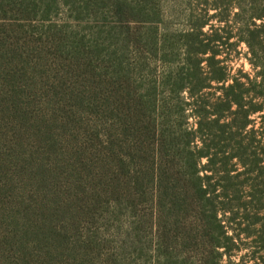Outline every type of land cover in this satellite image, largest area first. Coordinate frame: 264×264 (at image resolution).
<instances>
[{
	"label": "rangeland",
	"instance_id": "obj_1",
	"mask_svg": "<svg viewBox=\"0 0 264 264\" xmlns=\"http://www.w3.org/2000/svg\"><path fill=\"white\" fill-rule=\"evenodd\" d=\"M213 1L2 0L41 264H264V108L227 97L251 65L216 52Z\"/></svg>",
	"mask_w": 264,
	"mask_h": 264
},
{
	"label": "trees",
	"instance_id": "obj_2",
	"mask_svg": "<svg viewBox=\"0 0 264 264\" xmlns=\"http://www.w3.org/2000/svg\"><path fill=\"white\" fill-rule=\"evenodd\" d=\"M207 4L220 10V33L210 39L220 47L216 52L226 49L240 57L238 48L246 47L243 56L251 71L233 74L226 93L237 102L247 122L249 115L264 108V102L251 103L246 110L243 104L246 96L264 99V0ZM10 19L0 0V264H41L36 153L30 144L31 120L14 35L16 25ZM227 78L221 75L219 80Z\"/></svg>",
	"mask_w": 264,
	"mask_h": 264
}]
</instances>
